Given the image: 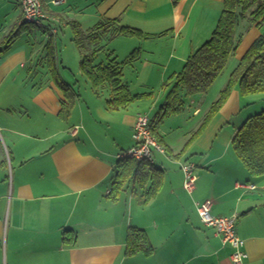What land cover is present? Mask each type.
Wrapping results in <instances>:
<instances>
[{
    "label": "crops",
    "instance_id": "1",
    "mask_svg": "<svg viewBox=\"0 0 264 264\" xmlns=\"http://www.w3.org/2000/svg\"><path fill=\"white\" fill-rule=\"evenodd\" d=\"M224 4L225 0L45 3L47 29H68V23L78 22L87 31L111 19L148 35L118 37L106 45L118 62L140 51L139 58L123 68V80L138 96L130 106H111L110 92L95 91L82 71L81 55H75L80 61L77 74L86 77L91 88L65 113L69 102L48 72L46 41L36 47L16 38L8 48L6 34L25 22L20 0H0V264H233L232 248L199 216L198 204L208 199L214 216L237 215L247 254L244 264H264V176H252L233 147L246 120L264 110V95L243 98L235 87L204 130L193 136L233 70L264 33V25H249L243 44L207 94L187 96L183 91L182 110L167 114L168 119L155 127L153 134L164 151L153 153V163L162 171L155 197L146 202L150 184L143 189L133 183L117 198L110 194L123 160L120 155L134 146L136 119L149 116L147 93L159 89L149 112L161 107L163 114L169 91L165 80L180 73L191 54L211 38ZM58 34L59 30L51 32V37ZM99 54L92 59L94 66L108 62L96 63ZM174 117H181L180 131L165 125ZM166 132L176 139L168 141ZM188 160L196 167L192 194L184 189L182 166ZM131 228L145 231L154 247L151 256L127 255Z\"/></svg>",
    "mask_w": 264,
    "mask_h": 264
},
{
    "label": "trees",
    "instance_id": "2",
    "mask_svg": "<svg viewBox=\"0 0 264 264\" xmlns=\"http://www.w3.org/2000/svg\"><path fill=\"white\" fill-rule=\"evenodd\" d=\"M245 20L251 26L262 27L264 25V0H225L223 12L211 38L191 54L182 71L170 77L168 83L165 84L166 90L169 91L167 106L165 111H162L164 115L176 114L182 110L184 103L181 93L183 91L187 96L209 92L225 70L230 58L238 50L245 34L240 27ZM68 24L73 28L72 41L81 55L82 71L91 81L95 91L100 94L108 90L112 96L110 104L115 109L130 106L138 96L131 93L129 84L123 80V68L136 61L140 52H133L124 62H118L116 58L111 59L112 56L109 55L107 63L94 66L92 59L105 51L106 45L118 37L146 38L148 35L141 30L121 25L119 20H103L87 31H84L78 22ZM23 28H26V23L20 26L15 25V28L5 38L8 48L21 34ZM2 52L0 50V55ZM46 52L47 68L51 79L69 102L64 107L67 113L77 99V94L73 86L63 81L59 75V67L62 63L58 60L57 48L52 37L46 44ZM235 87L238 88L243 98L264 95V33L233 70L219 99L213 103L205 115L203 124L193 133V136L204 130L208 122L226 103ZM190 143L187 142V146ZM233 147L252 176H264V110L246 120L234 136ZM133 183L143 189L150 184L145 193L147 202L155 197L162 184V171L149 160L138 161L131 158L120 160L110 194L117 198ZM153 252L154 247L145 231L131 228L126 240L127 255L143 253L151 256Z\"/></svg>",
    "mask_w": 264,
    "mask_h": 264
},
{
    "label": "built area",
    "instance_id": "3",
    "mask_svg": "<svg viewBox=\"0 0 264 264\" xmlns=\"http://www.w3.org/2000/svg\"><path fill=\"white\" fill-rule=\"evenodd\" d=\"M59 6L65 0H20L24 22L39 29L44 26L47 15L44 11V4ZM51 28V26H49ZM51 32L57 33L52 28ZM133 141L135 145L120 155L121 159L131 158L138 161L149 160L153 162L154 151L164 152L151 128V119L147 114H140L136 119L133 129ZM195 164L186 162L182 166L185 175L184 189L192 194L195 191L196 175ZM213 201L208 199L198 204V213L204 225L215 229L221 236L223 242L232 248L231 260L233 264H244L247 254L244 250L245 241L238 235L237 215L229 217H217L212 214Z\"/></svg>",
    "mask_w": 264,
    "mask_h": 264
},
{
    "label": "rangeland",
    "instance_id": "4",
    "mask_svg": "<svg viewBox=\"0 0 264 264\" xmlns=\"http://www.w3.org/2000/svg\"><path fill=\"white\" fill-rule=\"evenodd\" d=\"M14 1H17V0H14ZM44 11H45V8H44ZM45 13H46V11H45ZM249 25H250L249 22L247 20H245L241 25V27H245V28H242L241 31H245V34H246V32L250 29ZM44 26L47 27V24L45 23ZM56 28H57V31L59 30V34L57 35L58 38H57V36H55L53 38V42L57 48L58 60L62 63L61 66L59 67V75L63 81H66L70 85L74 86V88L76 90L75 93L77 94V100L78 99L80 100L82 98V96L87 95V93H86L87 87L89 88L91 83L86 79V77L77 74L76 68L80 64V61L79 62L76 61L75 55H76V58H79L80 53L77 50V48L75 47L74 43H72L73 41L71 42V39L73 38V35H74L73 34V28L71 26H69V28L67 29L66 27H61L59 25H56ZM10 33H11V30L6 34V37ZM245 34L243 36L241 44H243V40L245 39ZM17 38L18 39L19 38H25V39L29 40L31 42L32 46L38 45L41 41L42 42L46 41V43H47V42H49V40L51 38V28L48 27V29L47 28L39 29V28H37L31 24H26V28L22 29L21 34ZM56 38H57L58 44L56 43ZM107 47L109 48V45ZM109 50H113V49L109 48ZM115 55L116 56L118 55L117 51H116ZM108 56H109V53H108V49H107V50H105L99 54L97 62L96 61L95 62L98 63L102 60H105V62H107ZM234 59H237V58H234ZM230 69H231V67L229 68V70ZM39 70H41V69H39ZM168 81H169V78L165 80V84L168 83ZM162 86L163 85H161V87ZM167 94H168V92L166 93V95ZM210 95H211V93H210ZM107 96H108V94L104 93L102 98L105 99V98H107ZM159 96H160V91L157 88H156V90L147 93V100L150 101V107H149V109H147L148 110L147 112H148L150 119H151V128L154 131L156 130V128H158L160 125H162V123L165 122L169 117V116H167V115L165 116L161 113V107L157 108L155 111H153V113L149 112L151 105L157 101ZM192 114H193V112H191V115ZM180 119H181V117L180 118H175V117L171 118L168 122L165 123V125L171 126V127H173V125H174V128L175 127L177 128L180 124L179 123ZM198 120L199 119H197V121ZM153 124H154V127H153ZM193 126L195 127V125H193ZM176 130L180 131V128H177ZM176 134H177V132H176ZM166 139L168 141H170L171 139L174 140V139H176V135L173 133L169 134L168 132H166ZM191 158H194V157H191ZM188 162L193 163L192 161H189V160H188ZM157 167H158V165H157ZM129 193H130V195H132L131 194L132 191Z\"/></svg>",
    "mask_w": 264,
    "mask_h": 264
}]
</instances>
